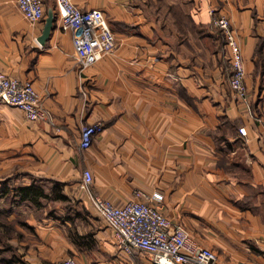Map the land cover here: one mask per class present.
<instances>
[{
    "label": "crops",
    "instance_id": "0c3cea01",
    "mask_svg": "<svg viewBox=\"0 0 264 264\" xmlns=\"http://www.w3.org/2000/svg\"><path fill=\"white\" fill-rule=\"evenodd\" d=\"M42 1L45 17L32 24L15 0H0V69L32 82L54 125L0 104V165L53 183L44 197L80 205L63 224L27 221L35 240L17 239L19 256L135 264L79 187L89 169L93 191L115 204L162 192L163 213L221 264H264V0H74L101 9L119 42L82 72L55 0ZM49 9L53 28L41 43ZM211 9L241 46L249 109L229 86V50ZM94 122L101 130L81 148L80 129Z\"/></svg>",
    "mask_w": 264,
    "mask_h": 264
},
{
    "label": "built area",
    "instance_id": "2783aa9c",
    "mask_svg": "<svg viewBox=\"0 0 264 264\" xmlns=\"http://www.w3.org/2000/svg\"><path fill=\"white\" fill-rule=\"evenodd\" d=\"M59 28L72 36L73 57L80 72L97 63L103 56L113 53L119 42L98 8L79 7L74 0H55ZM24 18L32 24L42 21L45 10L42 0H15ZM213 22L220 28L229 50V86L236 100L250 108L245 85V66L241 46L229 19L215 15ZM0 104L15 107L24 112L29 121H43L54 125L53 115L41 102L31 81H21L0 69ZM101 123L85 124L80 131V147L87 148L93 135L101 130ZM245 135V129H239ZM93 175L84 169L79 187L95 213L111 229L119 249L127 256L144 255L153 264H221L215 250L201 246L179 223L172 222L162 211L164 195L160 191L145 194L135 192V198L123 204H115L93 191ZM48 264H79L72 256L56 259Z\"/></svg>",
    "mask_w": 264,
    "mask_h": 264
},
{
    "label": "rangeland",
    "instance_id": "374dc122",
    "mask_svg": "<svg viewBox=\"0 0 264 264\" xmlns=\"http://www.w3.org/2000/svg\"><path fill=\"white\" fill-rule=\"evenodd\" d=\"M24 173H3V165H0V264H6L13 256H19L18 247L14 244L18 240H35L34 229L27 225L29 220H41L52 217L63 224L64 218H74L72 208L79 206L80 202L75 199L65 201L54 199V193L50 196L40 197L41 205L37 206L32 201L23 200L16 194V187L34 182L45 191L53 189V183L47 180H36ZM79 222V221H78ZM12 241V242H11ZM144 259V261L140 260ZM142 261V262H141ZM150 261L144 255L136 254L135 264H149ZM151 264V263H150Z\"/></svg>",
    "mask_w": 264,
    "mask_h": 264
},
{
    "label": "trees",
    "instance_id": "16d2710c",
    "mask_svg": "<svg viewBox=\"0 0 264 264\" xmlns=\"http://www.w3.org/2000/svg\"><path fill=\"white\" fill-rule=\"evenodd\" d=\"M16 189H17L16 194L20 196L21 199L32 201L36 205H41V201L39 200V198L41 196H46L45 194H43V191L40 186H36L35 184L32 183L28 185H20L16 187ZM61 198H65V197L61 195ZM138 258H140V256ZM6 264H30V263L25 259H22L20 256L14 255L12 259L6 261Z\"/></svg>",
    "mask_w": 264,
    "mask_h": 264
},
{
    "label": "water",
    "instance_id": "95a60500",
    "mask_svg": "<svg viewBox=\"0 0 264 264\" xmlns=\"http://www.w3.org/2000/svg\"><path fill=\"white\" fill-rule=\"evenodd\" d=\"M54 23V12L53 9H49L45 18L44 26L38 40L44 43L50 36Z\"/></svg>",
    "mask_w": 264,
    "mask_h": 264
}]
</instances>
